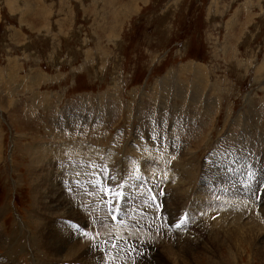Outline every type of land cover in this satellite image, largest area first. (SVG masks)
<instances>
[{"label":"rangeland","instance_id":"obj_1","mask_svg":"<svg viewBox=\"0 0 264 264\" xmlns=\"http://www.w3.org/2000/svg\"><path fill=\"white\" fill-rule=\"evenodd\" d=\"M55 155L57 175L63 172L56 181L48 166ZM140 157L164 170L155 183L163 176L165 185L150 195L128 184L158 175H137L130 164ZM258 162L264 165V0H0V264H102L88 253L81 258L83 250L76 261H67L69 249L48 258V225L78 231V243L107 236L132 195L142 201V222L167 214L164 240L179 252L176 263L164 264H264V243L228 245L213 230L223 219L227 229L234 224L223 200L237 199L217 179L236 166L255 175ZM260 188L248 199L251 209L239 211L240 224L260 221L264 240V183ZM52 190L65 191L61 199L96 222L81 228L64 210L53 217ZM197 195L214 205L189 209ZM169 196L182 201L169 206ZM13 235L22 237L20 246L6 244ZM38 240L43 256L32 245ZM157 244L163 252V240Z\"/></svg>","mask_w":264,"mask_h":264},{"label":"bare ground","instance_id":"obj_2","mask_svg":"<svg viewBox=\"0 0 264 264\" xmlns=\"http://www.w3.org/2000/svg\"><path fill=\"white\" fill-rule=\"evenodd\" d=\"M203 75V74H202ZM65 119V118H64ZM60 144V143H59ZM39 146V145H38ZM41 146V145H40ZM46 146V145H45ZM63 147V146H62ZM39 149V147H38ZM45 149V148H43ZM48 149V148H47ZM50 149V148H49ZM73 149L77 152H86L88 151V147L87 146H83V145H77V146H73ZM59 150V149H58ZM40 151V150H39ZM44 151V150H43ZM42 151V152H43ZM50 151V150H49ZM48 151V153H49ZM52 151V150H51ZM54 151V150H53ZM57 151V150H56ZM46 152V151H45ZM44 153V152H43ZM54 153V152H52ZM68 153V152H67ZM66 153V154H67ZM45 154V153H44ZM55 154V153H54ZM53 154V156H54ZM56 154H59L56 153ZM75 154V153H74ZM91 156H94V155H98L97 152L95 153H90ZM136 154V153H135ZM47 155V154H46ZM63 155V154H62ZM61 155V156H62ZM82 155V154H81ZM100 155V154H99ZM51 156V155H50ZM136 156V155H135ZM45 157V156H44ZM70 157V156H69ZM137 157V156H136ZM55 158L57 159V161H55L56 163L53 164H49L48 166H53L54 169L56 170V173L55 175H57L58 173V170L59 168H61L62 166V161H61V157L58 159V157H56L55 155ZM80 158V157H79ZM142 160H141V159ZM140 158H136V159H133L134 161H132V163L130 164V167L134 168V169H137L136 171V174L139 175L140 177H143L146 176L147 177V174H152L151 176H153L155 173H158V175H156L155 179L153 182L151 183H143L142 180H134L131 181L130 185H132L133 187H136L138 188L140 191H142L143 193H147L149 194L151 190H153V192H155L158 188V184L162 182L163 185H165L166 182H164V180H162V178L160 179L161 181L158 182L157 184L155 183V181L157 180V176H159L162 172V174L164 175V170L160 168H156L155 167V163L154 162H151V160L149 159H145L146 162L144 161V158L143 157H140ZM34 159V158H33ZM43 159V158H42ZM55 159V160H56ZM72 159V158H71ZM83 159V158H81ZM46 160V159H45ZM64 160V159H63ZM40 161V160H38ZM246 161V159H245ZM36 164H37V161H35ZM35 162H33L35 164ZM69 162V161H68ZM255 162V161H254ZM263 162V161H262ZM32 164V163H31ZM64 164V163H63ZM152 164H154V168L151 166ZM38 165V164H37ZM76 166V164H75ZM81 166V165H80ZM264 166V165H263ZM263 166L260 165V162H258L256 164V166L254 167V170L256 171L255 175H253V173H250L249 171V168L248 166H236L234 168H232V170L230 169L228 172L225 173V175H222L223 178H219L217 179V183H218V186L219 187H224L226 189V192L225 193H232L235 197H237V199H229V200H223V203L225 202V206H224V209L226 208H230L231 209V213L233 215V219H234V224L229 227L228 229L226 228L227 226H225V224L227 223V220L223 219L222 221H219V223L217 224V229L214 228L213 230H215V234L218 232L221 233H224V237H229V240H228V245H232V244H235L236 246H241L243 245V243L246 245V247H255V246H258L259 245H262V243H264V240L263 239H259V237H261V233L260 230L261 229V225L258 221V220H255L257 218H255L254 216L251 217V219L248 221V223L246 225H243V224H240V220H241V212L243 213L244 209L245 210L248 208L247 206L252 207V202L251 201H248V199H250V196L254 197L253 196V193L255 192V190H260L261 188V185L264 183V169H263ZM76 169V168H75ZM118 170L119 171H122L121 170V166L118 167ZM51 171V170H50ZM64 171V170H63ZM66 171V170H65ZM213 171V170H212ZM212 171H209V173L207 174V177L208 178H211L213 180V176L212 175ZM83 172H86L85 169H83ZM183 172V171H181ZM193 172V171H192ZM63 172H60L59 175L57 176H54V180L56 181V178H59L61 179L62 177V174ZM67 173V172H66ZM71 173V172H70ZM189 173V172H188ZM65 174V173H64ZM169 175V173H166ZM222 174V172H221ZM263 175V176H261ZM45 176V175H44ZM195 176V175H194ZM52 177V176H51ZM173 178V177H171ZM191 178V177H190ZM193 178V177H192ZM255 178V179H254ZM164 179V178H163ZM194 179H196L194 177ZM251 179H254V180H251ZM166 180H170V177L167 178L165 176V181ZM175 181V179H172ZM191 180V179H190ZM228 181V182H231L233 180H235L236 182L238 183H244L245 184V188L243 190H236V189H230L226 184H225V181ZM80 181V180H79ZM258 183H257V182ZM193 182V181H191ZM255 182L253 185H251V183ZM259 182H261L259 184ZM48 184V183H47ZM85 184V183H84ZM174 183L170 184L172 185L171 187L175 188L176 185H173ZM176 184V183H175ZM180 184V183H178ZM41 185V184H39ZM258 185V189H256L255 186ZM195 186V185H194ZM41 187V186H40ZM54 187V186H53ZM56 188V187H55ZM217 188V187H216ZM51 189V188H50ZM53 189V188H52ZM69 190V189H68ZM136 190V189H135ZM254 190V191H253ZM53 191V190H52ZM108 191V190H107ZM114 191V190H113ZM173 195L172 196H175V192H176V189L173 190ZM63 192V191H62ZM61 191H58V192H51L49 197H48V206H49V210L53 211L54 212V215L53 217H58V216H62L61 214L57 213L58 211L60 210H64V213L66 215H69V218L70 216L73 217L74 220H70L73 222L74 225H78L79 227L83 228L85 227L87 224H89L90 221H94L96 222V220L94 218H83L81 212H83V208L82 210H76L75 208H73L70 203H67L65 201H63L61 199L62 197V194L65 192L62 193ZM151 192V194L153 193ZM160 192V191H159ZM181 192V191H180ZM241 192H243V194H241ZM62 193V194H61ZM107 193V192H106ZM177 193V192H176ZM183 193V192H182ZM185 193V192H184ZM190 193V192H188ZM224 193V195H225ZM247 194V197L245 196V194ZM258 193V192H257ZM257 193L255 192V194L257 195ZM156 194V193H155ZM186 194V193H185ZM150 195V194H149ZM179 195V193H178ZM191 195V193L189 194ZM65 196V195H64ZM163 196V195H162ZM172 196H169V197H172ZM186 196V195H185ZM230 196H232L230 194ZM244 198H243V197ZM39 197V196H38ZM139 196H135V195H132L130 198H131V203L129 205H131L130 208H127L126 210L123 209L122 210V215L120 217L121 218V224L119 225L118 229L117 230H112L110 231V233L107 235V236H104V237H97L96 238H93L91 240H89V242H81V243H78V242H73L72 239H74L75 235H77V232L73 231L71 228H69L67 225H59L58 223L55 222V227H53V223H51V225H48V229H47V234L45 236L46 238V245L48 247V251H46L43 247H42V242L41 240H38V241H35L32 245L34 248H39L38 250V254H42V248L44 249V253L46 254V256L48 258H50L51 254H53L54 256H59L61 254H63L64 250L66 249H69L68 251V254H67V261H76V259H73L72 257L77 255L78 252L82 251L81 253V258L85 255V257L87 256V253H88V257L89 258H92V261L96 262L98 261L97 258L101 257L102 260L100 261L102 264H105L107 263L109 260H122V261H125L127 262L128 259H135L136 261H131L132 263L131 264H164V259H167V260H173L175 263L177 262L176 259H174V256L176 257L177 254H175V252H179V251H171L169 250V248L167 247V243H166V240H164V234L167 235V226L166 224H161L160 221H162V219H160L159 215L157 217H153L150 221V223H144L142 222L141 220V217H142V214H140V212H138L137 207H136V204L138 205V202H142L139 198ZM148 197V196H147ZM160 197V196H159ZM256 197V196H255ZM69 198V197H68ZM146 198V197H145ZM162 200H163V203L165 204V202L167 201V194H166V197L164 196V199L162 197H160ZM189 198V197H188ZM169 203L170 205L169 206H172V207H175L174 204L176 202V205L178 204L179 201H182L179 197H172V198H169ZM226 199V198H225ZM140 200V201H139ZM161 200V201H162ZM191 200V199H190ZM189 200V201H190ZM204 200L200 195H197L194 197V199L191 200L190 204L188 205L189 209L191 207H193L194 205H197L198 207H201V208H204V205H214L212 203L211 200L208 201H205V204L204 203ZM67 201V200H66ZM70 202V200H69ZM144 203V202H143ZM146 203V202H145ZM184 203V202H183ZM147 204V203H146ZM150 204V203H149ZM162 204V203H161ZM74 205V204H73ZM132 205H133V209H132ZM78 206V205H77ZM139 206V205H138ZM179 206V205H178ZM183 206V205H182ZM223 206V205H222ZM93 207V206H92ZM165 207H166V204H165ZM168 207V206H167ZM184 207V206H183ZM211 207V206H209ZM247 207V208H246ZM177 208V207H176ZM185 208V207H184ZM85 209V208H84ZM96 210H98L99 212L98 213H101L100 210L98 208H95ZM145 209V208H144ZM183 209V208H182ZM223 209V211H224ZM86 210V209H85ZM117 210V209H116ZM128 210V211H127ZM175 209L171 208L170 211H174ZM241 212H240V211ZM256 210V209H255ZM247 211V210H246ZM250 211V210H249ZM56 212V213H55ZM91 212V211H90ZM97 212V211H96ZM119 212V210H118ZM117 212V214H118ZM142 212V211H141ZM165 212V211H164ZM198 212V211H197ZM251 212V211H250ZM248 212V213H250ZM85 213V211H84ZM143 213V212H142ZM153 213V212H152ZM156 213V212H155ZM171 213V212H169ZM199 213V212H198ZM209 213V212H208ZM227 213H230V211H228ZM154 214V213H153ZM205 214V213H203ZM211 214V211L210 213ZM247 214V213H246ZM92 215V213H91ZM86 216V215H85ZM102 216V215H101ZM162 216V215H161ZM209 216V215H208ZM224 216V215H223ZM229 216V215H227ZM66 217V216H65ZM88 217V216H86ZM96 217V216H95ZM165 217L163 220H167V214L164 216ZM220 217V216H219ZM254 217V218H253ZM61 218V217H60ZM106 218V217H105ZM225 218V216H224ZM209 219V218H208ZM63 220V219H62ZM68 220V219H67ZM66 220V221H67ZM135 220V221H134ZM220 220V219H219ZM57 221H60V220H57ZM134 221V222H133ZM63 221H61L62 223ZM179 223V221H173V224L174 223ZM185 222V220H184ZM163 223V222H162ZM200 223V222H199ZM112 224V223H111ZM189 224V223H188ZM186 225V226H191L190 225ZM198 224V223H197ZM196 224V226H197ZM94 225V224H93ZM160 225V227H158ZM181 225H185V223H183L181 221ZM46 226V225H45ZM88 226V225H87ZM86 226V227H87ZM195 226V225H194ZM71 227V226H70ZM249 227V228H247ZM185 228V227H184ZM74 229V228H73ZM183 229V228H182ZM193 230L197 231V232H200L201 230H198V228H195L193 227L192 228ZM34 230V229H33ZM76 230V229H75ZM94 230V229H93ZM171 230V229H170ZM173 231H174V236L176 238L177 235V231H176V227L175 229L173 228ZM246 231V232H245ZM152 232V233H150ZM207 232V231H206ZM209 233V232H208ZM245 233V234H243ZM248 233V235H246ZM41 234V233H40ZM44 234V233H43ZM79 234V232H78ZM158 234V235H157ZM163 234V235H162ZM179 234V233H178ZM156 235L158 236L159 240L156 238V239H153V236L156 237ZM171 235V234H170ZM184 235V234H182ZM186 235V234H185ZM218 235V234H216ZM165 236V237H166ZM219 236V235H218ZM93 237V236H92ZM154 237V238H155ZM162 237V238H161ZM42 238V237H41ZM185 238V237H184ZM22 237L18 236V235H13L11 239H8L6 240V244L7 245H10V244H14V247L15 246H20L21 244H19L18 240L21 241ZM36 239V237H35ZM180 239H181V236H180ZM183 239V238H182ZM228 239V238H227ZM163 240V245L161 246L163 248V252L161 251H158V249L160 248V246L157 244L159 243V241ZM104 241H106L107 243L104 244ZM165 241V242H164ZM178 241V240H177ZM181 241V240H180ZM178 241V242H180ZM187 241H185L186 243ZM23 243V242H22ZM195 243V242H194ZM197 243V242H196ZM259 243V244H258ZM188 244V242H187ZM190 244V243H189ZM224 244V243H223ZM85 246V247H84ZM188 245H185V247H187ZM83 247V248H82ZM181 246H179L180 248ZM183 247V248H185ZM235 247V246H234ZM236 250V248H234ZM109 249L108 250V255L106 254H102V249L103 250H106V249ZM249 248V249H250ZM258 249V248H257ZM184 250V249H183ZM258 251V250H256ZM102 252V253H101ZM105 252V251H104ZM107 252V251H106ZM183 252V251H182ZM238 252V250H237ZM112 253V254H111ZM181 253V252H180ZM240 253V251H239ZM258 253V252H257ZM238 254V253H237ZM243 255V253H241ZM14 255V254H13ZM37 255V254H36ZM174 255V256H173ZM240 255V254H238ZM258 255V254H257ZM43 256V254H42ZM80 257V256H79ZM241 257V256H240ZM239 257V258H240ZM258 257V256H257ZM44 258V257H42ZM36 259V258H35ZM34 259V260H35ZM232 261L236 262V259L235 257L233 258H230ZM38 260V259H37ZM54 260V259H53ZM53 260H50V263L49 264H59L57 261H53ZM56 260V259H55ZM61 260V259H60ZM79 260V259H78ZM82 260V259H80ZM176 260V261H175ZM179 260V259H178ZM40 260H38L39 262ZM44 261V260H43ZM63 262V260H61ZM65 261V260H64ZM130 261V260H129ZM36 262V261H35ZM45 262V261H44ZM47 262V261H46ZM60 262V261H59ZM83 263H86V261H82ZM67 262L63 263V264H66ZM74 263V262H73ZM71 263V264H73ZM76 263H79V262H76ZM81 263V262H80ZM37 264V263H36ZM47 264V263H46ZM70 264V263H69ZM90 264V263H89ZM98 264V262H97ZM126 264V263H125ZM167 264V263H166ZM234 264V263H233Z\"/></svg>","mask_w":264,"mask_h":264}]
</instances>
